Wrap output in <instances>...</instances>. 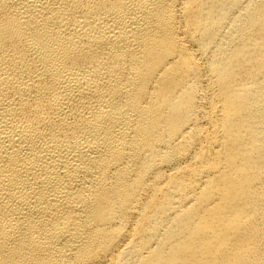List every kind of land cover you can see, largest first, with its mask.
I'll return each mask as SVG.
<instances>
[{"label":"bare ground","instance_id":"6f19581e","mask_svg":"<svg viewBox=\"0 0 264 264\" xmlns=\"http://www.w3.org/2000/svg\"><path fill=\"white\" fill-rule=\"evenodd\" d=\"M0 264H264V0H0Z\"/></svg>","mask_w":264,"mask_h":264}]
</instances>
